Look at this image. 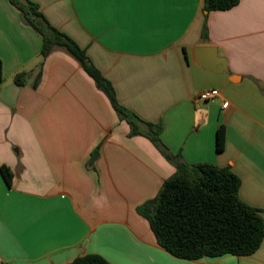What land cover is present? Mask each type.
I'll use <instances>...</instances> for the list:
<instances>
[{
	"label": "crops",
	"instance_id": "1",
	"mask_svg": "<svg viewBox=\"0 0 264 264\" xmlns=\"http://www.w3.org/2000/svg\"><path fill=\"white\" fill-rule=\"evenodd\" d=\"M30 1L86 50L121 106L162 126L172 154L230 168L240 199L264 211V0L209 13L204 0ZM200 46L216 47L229 73L203 68ZM41 49L42 37L0 0V167L13 173L8 186L0 172V264H69L91 254L110 264H264V239L252 255L198 260L160 247L137 207L175 166L148 138L129 135L76 59L60 48L42 59ZM20 72L22 86L14 83ZM206 89L219 98L199 100Z\"/></svg>",
	"mask_w": 264,
	"mask_h": 264
},
{
	"label": "trees",
	"instance_id": "2",
	"mask_svg": "<svg viewBox=\"0 0 264 264\" xmlns=\"http://www.w3.org/2000/svg\"><path fill=\"white\" fill-rule=\"evenodd\" d=\"M22 17V21L42 37L40 57L45 59L60 48L76 59L96 86L109 99L122 120L130 125L131 137L148 138L161 154L171 162L175 174L167 179L158 194L137 207L146 219L157 244L175 257L187 260L216 258L225 255L248 256L254 254L264 239V211L244 203L239 197L240 178L230 168L210 163L188 164L180 155L172 154L160 138L162 126L143 121L135 113L120 105L111 82L93 64L84 48L65 33L53 27L30 0H9ZM240 0H204V11H226ZM207 38V26L203 28ZM1 77V75H0ZM27 73L14 76V83L25 84ZM40 80L38 74L33 87ZM226 128L216 132V150L224 149ZM0 172L8 186L13 173L2 165ZM69 264H110L100 255H86Z\"/></svg>",
	"mask_w": 264,
	"mask_h": 264
},
{
	"label": "water",
	"instance_id": "3",
	"mask_svg": "<svg viewBox=\"0 0 264 264\" xmlns=\"http://www.w3.org/2000/svg\"><path fill=\"white\" fill-rule=\"evenodd\" d=\"M196 60L203 67L214 73H229L227 60L219 57L214 46H200L195 50Z\"/></svg>",
	"mask_w": 264,
	"mask_h": 264
},
{
	"label": "built area",
	"instance_id": "4",
	"mask_svg": "<svg viewBox=\"0 0 264 264\" xmlns=\"http://www.w3.org/2000/svg\"><path fill=\"white\" fill-rule=\"evenodd\" d=\"M220 96V93L217 89H206L199 93L198 99L206 102L213 103L218 99ZM224 108L228 107V102H225L223 104Z\"/></svg>",
	"mask_w": 264,
	"mask_h": 264
}]
</instances>
